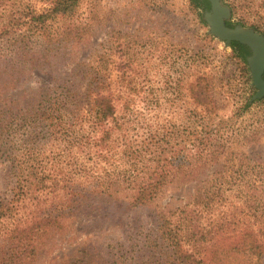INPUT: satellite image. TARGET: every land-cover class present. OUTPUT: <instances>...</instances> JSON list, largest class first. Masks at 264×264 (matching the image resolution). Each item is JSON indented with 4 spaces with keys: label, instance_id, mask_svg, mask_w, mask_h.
<instances>
[{
    "label": "rangeland",
    "instance_id": "obj_1",
    "mask_svg": "<svg viewBox=\"0 0 264 264\" xmlns=\"http://www.w3.org/2000/svg\"><path fill=\"white\" fill-rule=\"evenodd\" d=\"M58 1L0 0V98L18 111L0 129V264H193L173 242L204 264H264L235 251L264 237L247 60L190 0ZM222 2L229 26L264 35V0Z\"/></svg>",
    "mask_w": 264,
    "mask_h": 264
},
{
    "label": "water",
    "instance_id": "obj_2",
    "mask_svg": "<svg viewBox=\"0 0 264 264\" xmlns=\"http://www.w3.org/2000/svg\"><path fill=\"white\" fill-rule=\"evenodd\" d=\"M210 8L203 12L209 33L222 41L227 46L232 42H238L247 46L250 55L247 56V64L250 70L251 85L256 89L252 101L264 98V35L253 28L241 25L229 26L231 9L222 0H206Z\"/></svg>",
    "mask_w": 264,
    "mask_h": 264
},
{
    "label": "trees",
    "instance_id": "obj_3",
    "mask_svg": "<svg viewBox=\"0 0 264 264\" xmlns=\"http://www.w3.org/2000/svg\"><path fill=\"white\" fill-rule=\"evenodd\" d=\"M191 4L193 5V8H197L198 11V17L201 19V21L203 22V15L200 12V9L205 5L206 9L210 8V4L208 1L206 0H190ZM75 5V0H59L56 3V6L53 9V13H59V14H66L69 11H72V8ZM228 25V23H227ZM232 46L234 48H236V50L239 52L240 56L243 57L244 59H246V57L248 55H250V50L247 46L240 44L238 42H232ZM18 51V50H17ZM20 51H22V49H19L17 53V55L20 53ZM35 60V59H32ZM12 78H14L13 76H11ZM112 99L111 97H109L108 95H104V94H97V96L95 97V99L93 100V108L96 111V114L98 115L100 120H105L110 116L114 115L115 112V106L112 103ZM11 103V102H8ZM7 102H4L2 98H0V129H2L1 127H7L8 126V121L10 120V118H13L14 116H16L17 114V108L13 107H9ZM28 108V107H27ZM28 111L31 110V107H29L27 109ZM140 199L142 198V196H138ZM262 235H264V230L261 231ZM244 237H250L252 236L251 240L249 242H242V243H237L235 245V251H240V250H245L246 253H250L249 256H256L258 257V259H260L262 257V255L264 254V237L263 238H259L258 234H255L254 232L251 233H245L243 234ZM173 246H175L173 248V252H175V254L177 256H181V258H185V259H190L191 263L193 264H204V260L201 258H195L193 254L187 252H183L180 249L179 243L178 242H173ZM20 247V246H19ZM23 249H28V245L26 246V248ZM18 259V257L16 258Z\"/></svg>",
    "mask_w": 264,
    "mask_h": 264
}]
</instances>
